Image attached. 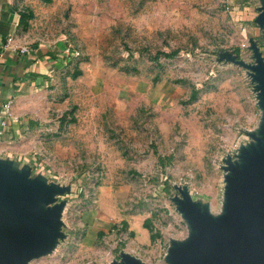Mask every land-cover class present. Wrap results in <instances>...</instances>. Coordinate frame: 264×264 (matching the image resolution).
Masks as SVG:
<instances>
[{
  "label": "rangeland",
  "instance_id": "obj_1",
  "mask_svg": "<svg viewBox=\"0 0 264 264\" xmlns=\"http://www.w3.org/2000/svg\"><path fill=\"white\" fill-rule=\"evenodd\" d=\"M2 1L19 43L65 56L16 95L0 142V156L68 188L65 235L30 264H109L123 251L170 264L190 230L175 185L219 213L225 159L263 118L252 70L233 61L256 62L252 40L264 57L261 1Z\"/></svg>",
  "mask_w": 264,
  "mask_h": 264
},
{
  "label": "water",
  "instance_id": "obj_2",
  "mask_svg": "<svg viewBox=\"0 0 264 264\" xmlns=\"http://www.w3.org/2000/svg\"><path fill=\"white\" fill-rule=\"evenodd\" d=\"M255 21L264 28V0ZM256 62L233 59L252 70L263 118L254 142L242 145L236 159H225L221 212L196 200L186 185H175L174 201L189 225V235L172 241L170 264H264V57L252 40ZM68 188L32 175L30 165L0 157V264H30L49 254L64 237ZM109 264H146L127 251Z\"/></svg>",
  "mask_w": 264,
  "mask_h": 264
},
{
  "label": "crops",
  "instance_id": "obj_3",
  "mask_svg": "<svg viewBox=\"0 0 264 264\" xmlns=\"http://www.w3.org/2000/svg\"><path fill=\"white\" fill-rule=\"evenodd\" d=\"M17 25L18 14L9 8V1L0 2V142L15 127L6 113L8 102L25 90L45 85L65 60V56L46 46H29L28 52L21 53L7 45L8 38L15 36ZM17 44L22 45L18 41Z\"/></svg>",
  "mask_w": 264,
  "mask_h": 264
},
{
  "label": "built area",
  "instance_id": "obj_4",
  "mask_svg": "<svg viewBox=\"0 0 264 264\" xmlns=\"http://www.w3.org/2000/svg\"><path fill=\"white\" fill-rule=\"evenodd\" d=\"M7 45L15 48V49H18L21 53H26L29 51L30 47L29 45H25V44H22V45H18L17 44V41H16V38L14 36H10L8 38V41H7ZM69 50V53L66 54V56H72L74 53V51L70 48L68 49ZM12 102L13 101H9L8 104H7V108H6V113L9 115V110L11 108V105H12ZM3 125H6V122L5 120H3Z\"/></svg>",
  "mask_w": 264,
  "mask_h": 264
},
{
  "label": "bare ground",
  "instance_id": "obj_5",
  "mask_svg": "<svg viewBox=\"0 0 264 264\" xmlns=\"http://www.w3.org/2000/svg\"><path fill=\"white\" fill-rule=\"evenodd\" d=\"M222 209H223V207H221V209H220V210L222 211ZM221 211H220V212H221Z\"/></svg>",
  "mask_w": 264,
  "mask_h": 264
}]
</instances>
